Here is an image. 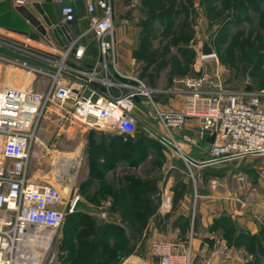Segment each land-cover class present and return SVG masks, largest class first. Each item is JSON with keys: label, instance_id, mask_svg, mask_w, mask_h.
I'll return each mask as SVG.
<instances>
[{"label": "rangeland", "instance_id": "obj_1", "mask_svg": "<svg viewBox=\"0 0 264 264\" xmlns=\"http://www.w3.org/2000/svg\"><path fill=\"white\" fill-rule=\"evenodd\" d=\"M20 1L25 2L26 0ZM145 1L147 0H123L120 10H115V32L116 25L120 24L123 19L139 25L141 30L139 43L133 53V65L129 71L125 73L120 71L121 73L139 78L152 89L167 88L176 78L207 73L224 90L247 96L264 92L262 90V88L264 89V62L261 61L263 52L261 48L264 46V15L259 14L264 8L263 4L258 6V12L256 7L252 8L248 4L251 0H239V3L244 1V5L238 4L236 7H232L234 0H184L187 4L183 6L179 16L172 22L168 21V23H172L173 29L163 32L161 26L155 28V24L149 25L151 12L147 4L145 5ZM62 6V0H53L52 7L49 9H44L43 12L37 10L41 20L48 26L52 19L61 22ZM212 8H216L218 13H211ZM47 28L51 31L50 27ZM73 28L76 32L73 33L74 36L82 35V42L86 45L85 53H89L92 59L97 57L99 55L98 39L88 31V26L82 29H75V26ZM154 29L158 31L156 35ZM204 39L213 46L214 56L203 58L199 52V47ZM255 46H258L259 50H255ZM162 48H164L162 61L155 65L151 59ZM253 50L258 57L257 64H255L256 60L251 59ZM65 53V48L60 47L54 41L40 36L37 39H32L0 27V89L31 85L37 91L45 93L51 84L52 77L43 74V72L50 73V67L56 69L58 66L56 64L64 61ZM15 61L19 63L26 61L31 67L43 72H29L23 66L13 63ZM64 62L78 69V63L75 61L68 59ZM99 65H101V61ZM160 65L164 66L161 71H158ZM255 65H260L261 68L257 69ZM110 70L113 74L110 75V78L114 81L127 82L132 86L137 84L132 78L117 73L112 62ZM82 71L91 70L82 69ZM60 77L70 78L75 86L86 80L85 75H79L72 71H65ZM111 91L114 95L121 93V90L116 87L111 88ZM147 107L155 116V109L149 100H147ZM156 123L157 121L154 119L153 128L150 125H142V127L138 125V131L123 141L124 147L132 146L135 148L136 154L127 156L126 163L120 172L108 173V178L89 184L87 182L89 179H86L88 170L84 166L86 147L87 152L91 155L99 151L97 147H101L102 144L107 149L117 140H110L104 136L103 133L107 130L90 127L75 118L70 108L61 106L57 101H50L41 117L37 132V137L40 139H37L33 146L29 176L37 182L51 183L57 186L66 199L70 198L72 191L75 190L77 195L84 196L93 202L101 201L104 198L101 187H106L108 192L112 193L117 186L119 189L128 185H140L142 182H146L145 184L151 188L157 185L156 183L165 186L170 174L167 172L166 164H176L177 162L178 165H182L183 163L175 157H169L171 153H174L173 148L176 147L145 136L146 132L157 131ZM61 146L65 149L78 146L82 152L78 157H75L69 152L55 151L54 148ZM97 153L100 154V152ZM229 163H217V166L212 169H222V171L219 170L216 174L207 172L206 169L211 167L209 164L199 167L193 165L192 170L185 166V176H188L191 181L194 199L196 198L198 175L204 179L206 185L216 180L217 188L223 193H231L229 201L233 203L235 209L247 213L255 220L258 227L257 232H259L262 227L264 228V187L260 183V176L258 174L240 179L239 176L228 172L226 165ZM140 165V169L135 171L134 166ZM121 171H125L127 177L124 178ZM174 174L175 181L181 183L183 173L178 171ZM240 181L244 183V186L240 184ZM96 183H98L97 189L94 188ZM156 189H153L151 193H154L155 201H158L161 197L159 195L161 190L160 187ZM105 198L107 199L102 200L103 204L97 203L96 208L99 213L95 217L74 218L66 213L61 225L56 229L49 227L35 229L28 241L29 256L27 258L36 264H83V260L87 256V248L95 245L99 239L96 236L98 227L106 223H110L107 226L110 233H118L119 225L124 226L127 233L131 226H136V242L131 241V245H135L134 251L126 255V258L131 254H136L146 260L142 264H152L147 263L146 258L153 257L149 253H151V243L155 240L178 242L175 238L180 237V241L184 242L186 247H190V238L185 240V237L192 234L194 225L192 216L189 218L188 229L185 220H175L169 226L167 224L169 221L165 222L161 214V216L158 214L154 219L135 221L128 218L123 221L121 218V220H116L115 215L118 214V211L113 206L115 197ZM156 208H160L159 204H156ZM103 212H105V216H103ZM127 213L129 217L133 218V211ZM155 229L158 233L156 236L153 235ZM49 230H52L51 234L46 237L45 233L47 234ZM247 232L249 233V231ZM103 238L105 244L118 245V250H109V252L112 264H119L125 254L122 251L125 239L108 235ZM232 243L234 248L230 251L219 253L215 258L208 257L207 260L213 262L222 258L231 260L229 264H264V255L260 251H251L244 244ZM147 245L149 251H147ZM139 251H141L140 254H138ZM102 258L103 256H100L93 264H103ZM212 262L210 261L211 264L214 263ZM210 263H204L199 255L193 252L191 264Z\"/></svg>", "mask_w": 264, "mask_h": 264}, {"label": "built area", "instance_id": "obj_2", "mask_svg": "<svg viewBox=\"0 0 264 264\" xmlns=\"http://www.w3.org/2000/svg\"><path fill=\"white\" fill-rule=\"evenodd\" d=\"M78 1L81 0H64L61 8L60 24L67 26L70 35L78 19ZM84 1L89 13L88 31L98 39L100 69L82 71L64 62L70 53L75 52L79 58L86 50L82 35H73V40L65 47L64 61L56 64V69L50 67V73L31 67L26 61L13 62L29 72H43L52 77L45 93L31 85L0 89V264H36L27 258L31 234L37 228L59 227L64 215L73 212L79 197L66 199L57 186L37 182L29 176L41 117L50 101L70 108L75 118L90 127L131 136L138 131L135 115V97L138 96L151 102L155 115L165 127L168 135L163 136L161 142L176 146L181 152V142L172 131L184 130L188 119L198 120V125L184 133L182 139L193 142L207 135L211 137L209 155L200 161L202 164L264 154V92L247 96L227 91L204 73L174 79L183 96V106L180 110L161 108L153 97L155 89L118 69L113 0ZM111 62L117 73L132 78L137 84L132 86L110 78L113 75ZM65 71L83 74L86 80L75 86L70 78L60 77ZM94 79H100L108 87L107 94L99 96ZM115 87L121 90L120 94L112 93L111 88ZM187 159L194 165L199 164L191 157ZM102 214L105 216V212ZM189 243L190 247H186L180 242L155 240L150 252L157 258V264H191V239Z\"/></svg>", "mask_w": 264, "mask_h": 264}, {"label": "crops", "instance_id": "obj_3", "mask_svg": "<svg viewBox=\"0 0 264 264\" xmlns=\"http://www.w3.org/2000/svg\"><path fill=\"white\" fill-rule=\"evenodd\" d=\"M64 4V0H62ZM123 0H113L114 4V12L116 9L120 10L121 3ZM78 19L72 25L73 33H76L75 29H82L89 25V13L87 11L86 2L84 0L78 1ZM38 11V10H37ZM116 17V13H115ZM140 26L137 24H133L128 22L127 19H123L122 22L116 25V37H117V66L120 71L123 73L129 71V69L133 65V53L137 48L139 43V35H140ZM50 41H54L63 47L61 43L55 38L51 37ZM65 48V47H63ZM97 57L94 59L91 58L89 53H85L82 57L77 58L75 52L70 53L68 59L73 60L78 63V69H86L91 71L99 70L101 65H99L101 61L100 51L98 50ZM80 64V65H79ZM100 66V67H99ZM82 68V69H81ZM77 69V68H75ZM73 72V71H72ZM112 72V71H111ZM74 73V72H73ZM73 76V75H72ZM100 76L103 77V74ZM75 80V78L73 77ZM83 81V80H82ZM94 86L99 89V96L105 95L108 92V87L102 83L100 79L93 80ZM171 85L167 88H154L156 92L154 93L153 97L159 106L163 109H171V110H180L183 106V96L178 91L176 84L170 83ZM262 90H264L262 88ZM261 93V92H260ZM259 94V92H258ZM140 101L137 102V106L135 108V115L138 120V125H146L152 126L153 128V120L157 121L155 126L157 131L154 132H146L145 136H150L151 138H155L158 142L161 143V138L163 136H167L168 133L165 127L162 125L161 121L152 111H150L147 107V99L141 98ZM198 125V120L196 119H188L187 126L184 130H173L172 133L174 137L181 142L182 152L176 147L173 148L174 153H171L169 157H175L176 159L182 161V165L176 164H166L168 166L167 172H169V179L167 180L165 186L159 185L156 183V187H160L161 192L159 195L161 196L158 201H155L159 204L160 208H157L152 215H150V219H154L158 214L162 215L163 219H165L167 224L170 226L173 224L175 220H182V219H189L192 216V219L196 221L195 225H193L192 234L187 235L185 239L190 238L192 240V250L196 255H199V258L202 259L204 263H210L212 260H207L208 257L215 258L218 256L219 253L225 252L227 250L230 251L234 248L232 238L236 236L240 231H249L251 233H256L258 231L257 223L253 220L247 213H242L235 209L232 202H230L231 193L230 192H222L219 188H217V181L213 180L208 185L204 182V179L198 175L197 181V190H196V198L194 199V190L191 184V181L188 176H185V168L188 166L190 170H192V166L194 164L190 163L187 157H191L195 161H198V167L203 164H209L211 167L210 169H206L207 172L216 174L219 170L212 169L217 166V163L222 162H212V163H201L208 158L209 149L211 145V137L207 135L202 139H198L197 141L193 142H186L183 141L182 135L186 132H191L195 126ZM165 129V130H164ZM153 130V129H152ZM104 136H107L110 140H116L121 134L105 131L103 133ZM128 136H125L127 138ZM130 137V136H129ZM40 139V138H39ZM38 139V140H39ZM58 139V138H57ZM99 149L100 155L96 152L95 154H91L86 147V157L84 160V166L87 168V178L92 181H100L102 179L108 178V173L117 171L120 172V169L123 168L124 164L126 163V156L127 153L125 149L120 148V146L116 143L110 144L107 149L105 145H101V147H97ZM55 151L60 153H68L72 156L78 157L79 154L82 152L80 147L65 149L62 146L58 148H54ZM90 155V156H89ZM223 162H231L227 164L228 172L233 174L234 176H239L240 179H244V177H252L255 175L260 176V183L264 187V154L262 155H249V156H241L236 157L233 159H229ZM186 166V167H185ZM140 166H134V170H139ZM218 168V167H217ZM181 171L183 173L181 183H177L175 181V174L176 172ZM222 171V169L220 170ZM122 176L126 177V172L121 171ZM247 179V185H248ZM98 183L94 184V188L97 189ZM211 184V185H210ZM240 184L244 186V183L240 181ZM103 190L102 197L103 199H107L105 197H114V194L108 192L106 187H101ZM116 188V187H115ZM118 188V186H117ZM116 188V189H117ZM123 187H120L121 189ZM114 189V186H113ZM137 189V188H136ZM134 189V190H136ZM157 190V189H156ZM181 190L182 195L179 198V201L176 205H174L173 200L175 195ZM110 191V190H109ZM122 199V203H133V205L142 204V200L140 199L138 191L131 193L129 191L126 192L125 187L120 192ZM80 197L85 200L87 203L91 204L95 208L97 207V203L103 204L104 201H97L93 202L88 200L84 196ZM153 198L155 195L153 194ZM106 201V200H105ZM96 205V206H95ZM163 205V207H162ZM160 215V216H161ZM223 216L230 217L231 220L234 221L236 226V235L233 237L226 236L224 231L220 228H217V224L219 223V219ZM116 220H121L122 216L120 214L115 215ZM153 225V222L151 223ZM167 225V226H168ZM188 229V227H187ZM154 236L158 233L156 229L153 232ZM176 235V234H175ZM174 236V235H172ZM180 237L175 240L180 241ZM182 241H184L182 239ZM184 243V242H181ZM148 244V243H147ZM147 251H149L147 245ZM151 254V253H149ZM139 259V261H137ZM147 263L156 264L157 258H146ZM156 263H154V261ZM143 258L136 254H131L128 258L123 257L119 264H142ZM231 260H224V259H217V261H213V264H229ZM211 264V263H210ZM232 264V263H231Z\"/></svg>", "mask_w": 264, "mask_h": 264}, {"label": "trees", "instance_id": "obj_4", "mask_svg": "<svg viewBox=\"0 0 264 264\" xmlns=\"http://www.w3.org/2000/svg\"><path fill=\"white\" fill-rule=\"evenodd\" d=\"M213 1V0H211ZM147 4V7L149 8V11L151 12V23L149 25H156L155 28H159V26H161V28L163 29V32L167 31H171L172 28V23H168L172 22V20L176 19V17L179 16V14L181 13V10L183 8V6L186 3V1L184 0H147L145 1V5ZM238 4L240 5H244V1L239 3V0H234L233 6L232 7H236L238 6ZM250 5V7H256V10L259 12V7L260 5L264 6V0H251L250 3H248ZM210 12L212 13H218V10H216V8H212L210 10ZM259 14L264 15V8H262V10L259 12ZM149 27V26H148ZM155 31V35L157 34V29H154ZM259 50L258 46H255V50ZM262 51L264 52V46L261 48ZM253 50L251 52V59L256 60L255 64H257V60L258 57L257 55H255L256 53H254ZM164 52V48L160 49L156 54L155 57L153 59H151V62L153 63V61L155 62L154 64L157 65L159 64L160 61H162V55ZM257 52V51H256ZM262 52V63L264 62V53ZM171 60V59H170ZM259 62V61H258ZM164 66V65H163ZM162 65H160V67H158V71L162 70L161 68H163ZM257 66V65H255ZM261 68L260 65L257 66V69ZM128 138V137H127ZM125 135H120L119 137H117V142L116 144H118L120 146V148L125 149L127 156L130 154H136L135 148H133L132 146L126 148L124 147V143L123 141H125ZM146 138V137H144ZM100 155V154H99ZM126 156V158H127ZM127 177V175H126ZM89 184H92V180H88L87 181ZM146 182H142L140 183V185H128V186H123V188L125 187L126 192L128 193L129 191H131V193L133 194V192L138 191V194L141 195L139 196L140 199L142 200V204H137V205H133V203H122V201H120L122 199V196L120 194V192L123 190V188L121 189H114V192H112L114 194L115 200L113 203L114 208L118 211V214H120L123 218V221L128 220V218H130L131 220H138V219H147L150 217V215H152L155 211H156V202H155V198H153V194L151 193V191L153 189H156L157 187L154 185V187H148V184H145ZM137 188V189H136ZM136 189V190H134ZM113 190V189H112ZM182 195L181 190L175 195L173 203L174 205H176L179 201L180 196ZM88 199V198H87ZM90 200V199H88ZM92 201V200H91ZM97 202V201H96ZM143 208H146L143 210ZM131 209V210H130ZM143 210V211H142ZM146 210V211H145ZM128 211H133V218L129 217L127 214ZM69 216L74 217V218H86V217H95L96 214H92V213H88V212H72V213H68ZM186 221V227L189 226V221L190 219H182ZM219 223L217 224V228L221 229L222 231H224V234L226 236H230L233 237L234 235H236V226L233 220H231L230 217L227 216H223L222 218L219 219ZM196 221H194V225H195ZM108 225H110V223H106L105 225H102L100 227H98L97 232H96V236L99 238L96 241L95 245H92L90 247L87 248V256L86 259L83 260V264H93L95 262H97V259L101 256H103V264H112L111 262V258H110V252L109 250H116L118 247V245H110V244H105V240H104V236L108 235V236H117L118 239L120 238H124L125 239V246L124 249L122 250L125 254L123 257H126V255H129L130 253H132L134 251V247L135 245H131V241H135L136 242V229L135 227H130L129 232L127 233V231L125 230L124 226L119 225V229H118V233H110L109 229H108ZM234 234V235H233ZM244 237V238H243ZM246 238V239H245ZM186 240V239H185ZM247 240V242H246ZM250 243H249V242ZM134 242V243H135ZM234 243H239V244H244L246 245V247L253 251V250H258L262 253V255H264V228L262 227L260 229L259 232L257 233H248L247 231H240L236 236L233 237L232 241ZM118 250V249H117ZM106 252V253H105ZM141 251L138 252V254H140Z\"/></svg>", "mask_w": 264, "mask_h": 264}, {"label": "water", "instance_id": "obj_5", "mask_svg": "<svg viewBox=\"0 0 264 264\" xmlns=\"http://www.w3.org/2000/svg\"><path fill=\"white\" fill-rule=\"evenodd\" d=\"M53 0H0V27L12 32L20 33L32 39H37L39 36L50 40L55 37L63 47L69 45L74 36L68 33L67 26L61 25L56 19L50 20L48 26L41 20L37 9L42 11L52 7ZM47 27L51 28V31ZM199 52L202 56H213L215 51L208 40L204 39L199 47ZM136 101H140V97H135ZM76 191L73 190L71 198L76 196ZM88 212L98 214L97 208L83 200L80 196L77 197L73 205V212Z\"/></svg>", "mask_w": 264, "mask_h": 264}, {"label": "bare ground", "instance_id": "obj_6", "mask_svg": "<svg viewBox=\"0 0 264 264\" xmlns=\"http://www.w3.org/2000/svg\"><path fill=\"white\" fill-rule=\"evenodd\" d=\"M214 56V55H213ZM206 57V56H205ZM52 231V230H51ZM51 231L49 230V232H47V234L45 233V235H46V237L48 236V235H50L51 234Z\"/></svg>", "mask_w": 264, "mask_h": 264}]
</instances>
